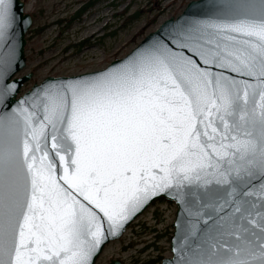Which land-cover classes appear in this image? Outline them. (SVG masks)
Wrapping results in <instances>:
<instances>
[{"label": "snow or ice", "instance_id": "1", "mask_svg": "<svg viewBox=\"0 0 264 264\" xmlns=\"http://www.w3.org/2000/svg\"><path fill=\"white\" fill-rule=\"evenodd\" d=\"M204 7L169 42L12 107L17 17L0 0V264H95L161 194L187 216L168 264H264V0Z\"/></svg>", "mask_w": 264, "mask_h": 264}, {"label": "rangeland", "instance_id": "2", "mask_svg": "<svg viewBox=\"0 0 264 264\" xmlns=\"http://www.w3.org/2000/svg\"><path fill=\"white\" fill-rule=\"evenodd\" d=\"M191 1L195 0H23L25 13L33 22L26 35V67L16 77L33 76L22 93L47 77H72L106 68L130 53L165 20L179 16ZM175 211L172 204L152 205L121 239L105 247L96 264L111 260L148 264L157 255L153 247L140 253L148 244L162 251L164 258L170 257L167 238L155 241L154 236L171 232ZM153 229L156 233L147 235Z\"/></svg>", "mask_w": 264, "mask_h": 264}, {"label": "water", "instance_id": "3", "mask_svg": "<svg viewBox=\"0 0 264 264\" xmlns=\"http://www.w3.org/2000/svg\"><path fill=\"white\" fill-rule=\"evenodd\" d=\"M206 0H195L189 2L182 13L176 18H169L165 20L158 28L152 33L148 34L130 53H128L122 59H116L112 61L106 68L95 71L80 74L72 77H47L41 81V83H36L32 86V88L24 93H22V89L24 85L29 82L33 76L32 73H29L20 78L16 77L25 67H26V59H25V45H26V35L32 25V17L29 14L25 13V5L23 0H13V11L16 12L17 24L14 28V33L12 34L10 40L8 41L9 46L14 49V62L12 64V70L10 75L6 79V83L10 85H14L16 87V91L13 93L14 103L12 107H15V101H20L28 96L34 89L49 85L55 86L59 82H68L73 80H78L82 78H94L97 74L110 70L114 67H120L125 62H127L131 57L137 54L140 51L145 49L152 48L159 43H167L171 40V34L175 32L182 24H186L194 18L202 17L204 12L206 11L204 4ZM170 47H173L174 51H180L181 49L176 48L174 45L169 44ZM5 51L4 48H0V54ZM185 55H191V53L185 50ZM228 75L229 73H225ZM4 111H11V108H8ZM159 200H164L166 202L174 204L176 208L174 221L171 224L172 235L169 238V251L170 257H165L161 261V264H168L169 261H172L176 257V252L173 251L174 248L180 247L182 243V237L179 235L180 229H178V224H183L187 219L186 214L182 217L181 215V206L179 202L174 199L170 195H158L155 198L151 199L147 204H145L140 210H138L133 216H131L123 225L121 229H119L114 235H108L106 240L102 244V250L99 251L98 255L94 258L95 264L97 263L98 258L102 254L105 247L114 242L121 239L126 230L134 223L136 219L142 216L155 202ZM107 227V225H105ZM109 264H122L119 260H111Z\"/></svg>", "mask_w": 264, "mask_h": 264}, {"label": "trees", "instance_id": "4", "mask_svg": "<svg viewBox=\"0 0 264 264\" xmlns=\"http://www.w3.org/2000/svg\"><path fill=\"white\" fill-rule=\"evenodd\" d=\"M91 5H92V3L88 4V5L85 6L81 11H79L78 13H76V14L72 17V20L77 19V18L81 15V13H82L83 11H85L87 8H89ZM156 203H165V201L160 200V201H158V202H156ZM156 203H154V204H156ZM154 204H153V205H154ZM154 219L156 220V224H155V225H158L160 222L157 220V219H159V216H158L157 213H155V218H154ZM152 233H156V229H153V231L150 232V233H147V235L152 234ZM171 234H172V230H171V232H169V233H163V234H160L159 236H158V235H155V236H154V240L157 241V240H160L161 238H164V237H165V238H167V240L169 241V238H170ZM149 241H150V240H146L145 243H146V242L148 243ZM131 246H132V245H131ZM152 247L154 248L153 251H157V255L154 256V257L152 258V260H150V261L148 262V264H160L161 261H162V259H163L164 257H163L162 254H161L162 251H160L157 247H155V245H150V244L146 245L140 253L146 252L147 250H149V249L152 248Z\"/></svg>", "mask_w": 264, "mask_h": 264}]
</instances>
